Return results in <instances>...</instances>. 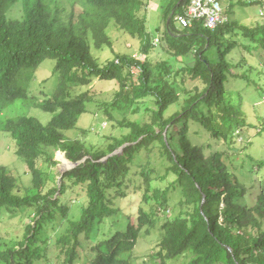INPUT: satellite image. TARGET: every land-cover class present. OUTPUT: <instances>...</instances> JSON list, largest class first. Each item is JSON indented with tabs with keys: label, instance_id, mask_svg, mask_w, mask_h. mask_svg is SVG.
Returning a JSON list of instances; mask_svg holds the SVG:
<instances>
[{
	"label": "trees",
	"instance_id": "trees-1",
	"mask_svg": "<svg viewBox=\"0 0 264 264\" xmlns=\"http://www.w3.org/2000/svg\"><path fill=\"white\" fill-rule=\"evenodd\" d=\"M168 2L159 3L163 28H158L162 31L154 43L144 16L137 15L143 0H78L54 6L45 0H0V132L12 138L15 154L31 177V186L20 195L15 177L0 165V214L4 208L34 207V220L26 226L23 240L7 246L0 238V264H36L46 258L51 242L39 233L48 227L55 230L65 220L68 225L54 241L64 255L62 264H136V244L155 229L169 189L180 193L179 211L160 225L154 259L147 264H172L179 257L186 264H264V180L246 186L235 173L238 154L251 145L237 146V135L255 129V135H261L264 122H249L245 116L244 99L251 100L254 90L245 95L229 87L234 79L245 81L244 87L258 79L250 78L255 67L234 54L241 48L264 49V21L238 23L224 10L227 19L213 28L203 21L174 28L175 16L184 12L187 0ZM110 25L139 38L138 54L118 53L97 61L91 48L112 46ZM230 33L248 41H225ZM45 59L55 60L52 73L58 80L53 93L37 104L52 114L48 123L28 115L4 117L10 104L28 97L29 82ZM95 76L118 84L108 114L112 107L139 115L117 120L128 132L113 138L105 149H88L63 133L75 128L86 111L91 90H77ZM188 79L196 80L193 90L188 89ZM170 107L175 109L167 112ZM196 129L207 133L211 142L222 140L226 149L202 143ZM152 144L169 162L165 176L157 179L173 178L165 188L153 186L147 161L139 173L144 184L141 202L148 207L131 205L127 215H134V220L116 228L111 218L120 210L114 198L134 199L125 193L132 181L131 167L139 151L150 150ZM205 147L212 149L205 153ZM49 148L63 151L71 162L85 158L63 173L59 185L51 181V167L57 162L47 153ZM133 187L138 192L139 187ZM73 192L81 206L78 217L71 219ZM82 249L91 254L83 255L84 260Z\"/></svg>",
	"mask_w": 264,
	"mask_h": 264
},
{
	"label": "rangeland",
	"instance_id": "rangeland-1",
	"mask_svg": "<svg viewBox=\"0 0 264 264\" xmlns=\"http://www.w3.org/2000/svg\"><path fill=\"white\" fill-rule=\"evenodd\" d=\"M49 2L52 6L62 5L66 2L76 3L78 0H45ZM239 1H243L242 4ZM162 2V6L167 5L168 0H143V6L140 11L137 12L139 17L144 16V25L149 33H154V43H158L159 35L162 30L163 24V10L159 7V3ZM224 10L227 11L229 19L238 21V23L244 24H255L264 21V10L260 14V9L262 4L259 3H248V0H227L223 3ZM19 15H21V8L16 6ZM264 9V8H263ZM12 14H15V9L13 8ZM174 28H179V24L174 21ZM107 35L111 40L112 46H107L103 44L99 48L92 47L91 53L99 62H104L108 58H114L118 53L124 54H138L140 40L138 37H134L119 30L117 27L110 25L107 28ZM227 35V34H226ZM225 41H240L247 42L243 36L238 34H228L225 36ZM156 53L151 52V56ZM237 59L241 56L245 63L255 67L254 73L250 74L253 83L251 87H244L245 81L241 82L238 79L231 80L229 87L235 90H242L244 94L253 93L254 95L251 100L244 99V112L245 116L248 117L249 122H264V49H259L257 51H250L245 48H241L240 54H234ZM193 56L190 54V58ZM154 58H158L155 55ZM156 60V59H155ZM154 60V61H155ZM191 60V59H190ZM193 61V60H191ZM55 60L45 59L39 67L36 69L33 78L30 80L28 85V97L26 99H16L12 104H10L4 111V117H14L19 115H28L36 118L40 123L46 125L51 118V113L44 111L37 104L48 98L57 86V76L52 73ZM259 65V67H258ZM259 69L260 73L256 70ZM233 81V83H232ZM188 89L194 88L196 85V80H187ZM255 87V88H254ZM91 90L92 100L86 102V111L78 118L75 128L65 130L63 133L68 139H79L83 142L84 146L88 149H105L107 145L112 142L113 138L120 137L121 135L128 132L127 129L118 126L117 120H122L126 122L125 116L133 119L139 116L138 113L128 112L126 114L122 113L121 109L109 108L111 115L106 112V108L110 107V103L114 98L115 93L118 91V84L115 80H105L98 76L92 77L91 82L78 89L77 91ZM146 100V99H145ZM144 100V101H145ZM248 100V101H247ZM153 105V104H152ZM174 107H170L167 112L174 110ZM247 114V115H246ZM108 115L112 116L115 120L109 119ZM247 122V123H249ZM197 130V129H196ZM250 130H248L249 132ZM241 132L237 135V146L243 147L247 143L251 145L238 154L237 163L239 164L235 170L237 177L245 182L246 186L250 183L255 182V185L259 183L262 179L264 180V165L259 166L260 162H264V133L261 135H255L257 130H253L250 133ZM199 140L204 144L210 142L214 148H219L221 150L226 149V146L219 141H209V136L207 133L202 132V135L196 132ZM151 149L143 148L139 151L136 158V165H141L137 167L133 165L131 167L130 177H132L131 185L125 189V193L133 195L134 199L127 201L126 198H114L115 207L119 208V213L113 216L111 220L116 228L124 226L128 220H134V215L130 218L127 215V210L131 205L143 204L141 202V193L144 190L143 177L139 173L142 171L143 167L146 165L147 170H152L150 172V177L154 178L151 182L153 186L165 188L173 177L170 175L166 179L158 180L159 176H165V171L169 162L164 158L163 150L157 145L152 144ZM211 148L205 147V153H207ZM47 153L56 160L57 164L51 167L52 170V182L56 185L60 184V177L63 168L70 169L71 166L68 163L63 151L48 149ZM246 154L253 156L250 159ZM237 156V154H232ZM44 157H41L42 160ZM38 160V162H41ZM0 165L5 166L10 173L16 179V193L23 195L26 189L31 186L30 172L25 164V162L15 154V145L12 138L7 132H0ZM253 180V181H252ZM129 184V181H127ZM138 186V192H133L134 187ZM69 196V206L70 210L68 213V218H77L80 212L79 206H81V199L76 197V193H71ZM180 199V193L177 190L169 189L168 191V204L165 207V211L159 210L157 214V223L154 230H152L148 235L138 240L136 247L134 249V260L136 264H147L153 261L151 254L156 250L157 241L159 240V231H157L160 225L165 221L166 218H171L177 214L179 211L178 201ZM250 203L252 198L249 199ZM83 202V201H82ZM34 220V207H24L17 208L13 211H8L6 208L2 210L0 214V238L4 245H9L11 243H16L23 240V235L25 233L26 226L31 224ZM68 225L67 220L63 221L58 228L53 230L51 227L45 228L39 233L42 240L50 239V246L47 251L46 258H42L41 261H37L36 264H62L64 255L59 252L58 247L54 244L55 236H59ZM49 232L51 238H49ZM87 248H90L88 246ZM82 260H84L83 255H91L90 250L82 249ZM78 261L77 263H80ZM172 264H186L183 257H179L172 260Z\"/></svg>",
	"mask_w": 264,
	"mask_h": 264
},
{
	"label": "built area",
	"instance_id": "built-area-1",
	"mask_svg": "<svg viewBox=\"0 0 264 264\" xmlns=\"http://www.w3.org/2000/svg\"><path fill=\"white\" fill-rule=\"evenodd\" d=\"M227 0H187L183 13L175 16L181 27H189L196 21H203L207 27H215L223 23L227 16L223 3ZM254 0H248L252 2Z\"/></svg>",
	"mask_w": 264,
	"mask_h": 264
},
{
	"label": "water",
	"instance_id": "water-1",
	"mask_svg": "<svg viewBox=\"0 0 264 264\" xmlns=\"http://www.w3.org/2000/svg\"><path fill=\"white\" fill-rule=\"evenodd\" d=\"M122 148V147H121ZM116 152V151H115ZM114 152V153H115ZM85 159V158H84ZM84 159H82V160H80V161H77V162H71V161H69V165L71 166V168H73V167H75V166H77L79 163H81ZM66 170H68V168H63L62 169V171H60L62 174L66 171Z\"/></svg>",
	"mask_w": 264,
	"mask_h": 264
},
{
	"label": "clouds",
	"instance_id": "clouds-1",
	"mask_svg": "<svg viewBox=\"0 0 264 264\" xmlns=\"http://www.w3.org/2000/svg\"><path fill=\"white\" fill-rule=\"evenodd\" d=\"M263 4H264V3H262V7H261V9H260V11H259L260 14H262V12H263V10H264V9H263V8H264ZM67 160H68V159H67ZM69 161H70V160H68V163H69ZM70 169H71V168H70ZM68 170H69V169H68ZM66 171H67V170H66ZM62 175H63V174H62ZM62 175H61V176H62Z\"/></svg>",
	"mask_w": 264,
	"mask_h": 264
}]
</instances>
